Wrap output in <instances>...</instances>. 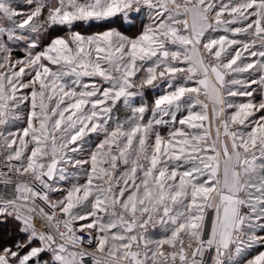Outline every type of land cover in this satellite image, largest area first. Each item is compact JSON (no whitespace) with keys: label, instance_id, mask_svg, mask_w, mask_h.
Instances as JSON below:
<instances>
[{"label":"snow or ice","instance_id":"6c2138e0","mask_svg":"<svg viewBox=\"0 0 264 264\" xmlns=\"http://www.w3.org/2000/svg\"><path fill=\"white\" fill-rule=\"evenodd\" d=\"M0 264H264V0H0Z\"/></svg>","mask_w":264,"mask_h":264},{"label":"trees","instance_id":"16d2710c","mask_svg":"<svg viewBox=\"0 0 264 264\" xmlns=\"http://www.w3.org/2000/svg\"><path fill=\"white\" fill-rule=\"evenodd\" d=\"M111 27H115V28H117V30L124 31V29L120 28L118 25H111ZM84 30L91 32V31H97V30H100V29L98 28V26L94 25L91 28H88L87 26H85ZM133 31H135V29H133ZM148 101L151 102V98H149ZM10 235H11V229H9V236H6L5 239L10 238Z\"/></svg>","mask_w":264,"mask_h":264},{"label":"rangeland","instance_id":"374dc122","mask_svg":"<svg viewBox=\"0 0 264 264\" xmlns=\"http://www.w3.org/2000/svg\"><path fill=\"white\" fill-rule=\"evenodd\" d=\"M21 3H22V0H21ZM134 32V31H133ZM155 98V96L153 95L152 97H151V101H152V99H154ZM240 99H243V98H240ZM147 102H149V101H147ZM149 103H151V102H149Z\"/></svg>","mask_w":264,"mask_h":264},{"label":"crops","instance_id":"0c3cea01","mask_svg":"<svg viewBox=\"0 0 264 264\" xmlns=\"http://www.w3.org/2000/svg\"><path fill=\"white\" fill-rule=\"evenodd\" d=\"M82 182V181H81Z\"/></svg>","mask_w":264,"mask_h":264}]
</instances>
